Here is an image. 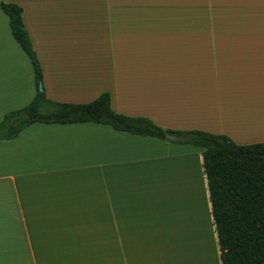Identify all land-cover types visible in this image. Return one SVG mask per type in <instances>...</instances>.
<instances>
[{
	"label": "crops",
	"instance_id": "0c3cea01",
	"mask_svg": "<svg viewBox=\"0 0 264 264\" xmlns=\"http://www.w3.org/2000/svg\"><path fill=\"white\" fill-rule=\"evenodd\" d=\"M0 3L21 9L47 100L107 93L115 114L165 130L264 142V0ZM33 95L32 66L0 10V120ZM201 152L88 122L35 123L0 141V264H220ZM198 206L203 222L190 230ZM177 210L195 254L176 262L166 231Z\"/></svg>",
	"mask_w": 264,
	"mask_h": 264
},
{
	"label": "trees",
	"instance_id": "16d2710c",
	"mask_svg": "<svg viewBox=\"0 0 264 264\" xmlns=\"http://www.w3.org/2000/svg\"><path fill=\"white\" fill-rule=\"evenodd\" d=\"M0 10L7 17L12 39L30 61L34 79L31 101L2 116L0 141L14 139L35 123L88 122L134 136L199 147L220 264H264V142L235 145L223 135L165 130L146 118L115 114L107 93L84 104L51 102L44 96L41 68L21 22V9L0 3ZM167 134L178 139L168 141Z\"/></svg>",
	"mask_w": 264,
	"mask_h": 264
},
{
	"label": "rangeland",
	"instance_id": "374dc122",
	"mask_svg": "<svg viewBox=\"0 0 264 264\" xmlns=\"http://www.w3.org/2000/svg\"><path fill=\"white\" fill-rule=\"evenodd\" d=\"M186 173H187V172H186ZM160 181H162V182L164 183V180H163L162 178H161ZM165 188H166V186L164 185V189H165ZM165 190H167V188H166ZM194 191H195V190H194ZM194 191H193L192 193H194ZM167 192H169V191L167 190ZM196 193H197V192H195V194H196ZM167 194H168V193H167ZM195 194H191L190 196H194ZM161 196H162V197L165 196V193H164V195H161ZM159 198H160V197H159ZM167 198H168V195H166V197H163V199L160 198V199L162 200V201L160 200V202L163 203L164 201H166L167 206H168V207H171V206H170L171 204H169V203H170V202H169V198H168V199H167ZM196 198H197V199H196ZM167 200H168V201H167ZM190 200H191V201L197 206V204H198V202H199V199H198V196H197V195L195 196V198H190ZM168 202H169V203H168ZM173 202L177 203L176 196H175ZM195 212H196V213H195V215H194V218H192V217H191V219L189 218L191 221L195 220V221H193V222H190V226H191L190 230H191V229H192V230H197L198 225H199V224H202V222H203V215L201 216V214H200L201 212H200V210H199V206L195 208ZM198 214H199V216H198ZM173 217H175V221H176L175 224H174V227H177L178 229L180 228L179 230H181V233L183 232V233L181 234L182 237L179 235V233H177V234H178V235H177L178 237H176V238H177V239H180L179 237L183 238V237H184V234H185V236L187 235L189 238L192 239V235H191L188 231H186V225H187V224H186V223H187V222H186V217H185L184 215H182L178 210L175 212V214H174ZM168 219H169V222H170V221H171V220H170V216H169ZM170 224H171V222H170ZM179 226H181V227H179ZM167 227H168V226H167ZM166 236L168 237V235H167V231H166ZM168 238H170V237H168ZM203 238H204V243L207 245V237L204 236ZM182 240H183V243H184V244L182 243ZM184 240H185V239L178 240V242H177V240H175V241H176L177 244H180V245H181V243H182L183 245H186V243L184 242ZM161 241H162V240H161V238H160V242L158 243V245H159V247H160V248H159L160 251H161V246H162V244H160ZM172 241H173V240H172ZM175 241H173V242H174V248H175V254H189V255H190V254H194L193 251H192V247H193V245H194V243H193V239H192V245L189 246V245L187 244V245H186V248H187V249H185V250L182 248L183 245H181L182 247L179 245V246H178L179 249H180L179 252H177V248H176L177 246L175 247ZM179 241H180V242H179ZM169 242H170V239H169ZM170 243L172 244V242H170ZM180 247H181L182 249H181ZM208 248H209V247H208ZM208 250H209V249H208ZM191 256H192V255H191ZM178 258H179V257L176 256V262L178 261Z\"/></svg>",
	"mask_w": 264,
	"mask_h": 264
},
{
	"label": "bare ground",
	"instance_id": "6f19581e",
	"mask_svg": "<svg viewBox=\"0 0 264 264\" xmlns=\"http://www.w3.org/2000/svg\"><path fill=\"white\" fill-rule=\"evenodd\" d=\"M184 159L186 160V157H184ZM187 159H189V158H187ZM191 160V159H190ZM190 160H186V161H190ZM193 161V163H194V160H192ZM191 162V161H190ZM190 165V164H189ZM183 184H185L186 186H187V188H188V190H189V194L191 195V194H195V192H197V190H196V188H197V184H196V179H195V173H193V168H190V167H188V172H187V174H186V177L184 178V180H183ZM159 189H158V194H159V197L161 198V199H163V197H166V195H168V198H169V204H171L170 206H172V202H173V200H174V198H175V193L173 192V186L171 185V184H169V185H167L166 186V188H167V190L169 191V192H167L165 189H164V183L162 182V181H160V184H159V187H158ZM195 190V191H194ZM194 191V193H192ZM164 193H165V196H161V195H164ZM168 193V194H167ZM197 195V193L194 195V196H190V198H195V196ZM167 198V199H168ZM160 199V200H161ZM197 199V198H196ZM162 201V200H161ZM168 201V200H167ZM198 216H199V214H198ZM169 220V219H168ZM179 227H181V226H179ZM180 229V228H179ZM177 227H174V226H172V224H170V222H169V224H168V227H167V235H168V237H170L169 239H170V242H172V244H174V242L173 241H175V240H177V242H178V240H181V239H185L184 240V242L186 243V245L188 244L189 246L190 245H192V239L191 238H189L187 235L185 236V234H184V237L183 238H181L182 237V233H181V230H179ZM177 233H179V235L181 236V237H179L180 239H177L176 237H178L177 235ZM173 240V241H172ZM180 242V241H179ZM182 243H183V240H182ZM181 243V245H183ZM180 244H177L176 243V241H175V247L177 248V252H179V246ZM180 245V246H181ZM186 245H183V249L185 250V249H187L186 248ZM180 247V248H181ZM181 248V249H182ZM195 254V253H194ZM204 254H209V250L208 249H206V252H204ZM179 255L180 254H176V256L177 257H179ZM184 256H186L187 254H183ZM211 264V263H210Z\"/></svg>",
	"mask_w": 264,
	"mask_h": 264
},
{
	"label": "water",
	"instance_id": "95a60500",
	"mask_svg": "<svg viewBox=\"0 0 264 264\" xmlns=\"http://www.w3.org/2000/svg\"><path fill=\"white\" fill-rule=\"evenodd\" d=\"M166 139L168 141H176L178 138L176 136H174V135L167 134L166 135Z\"/></svg>",
	"mask_w": 264,
	"mask_h": 264
}]
</instances>
